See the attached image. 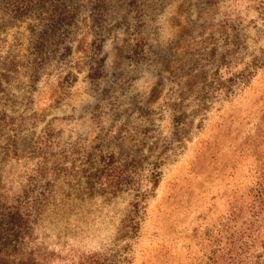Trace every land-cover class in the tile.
Listing matches in <instances>:
<instances>
[{
	"label": "rangeland",
	"instance_id": "rangeland-1",
	"mask_svg": "<svg viewBox=\"0 0 264 264\" xmlns=\"http://www.w3.org/2000/svg\"><path fill=\"white\" fill-rule=\"evenodd\" d=\"M257 158L264 0H0V243L12 257H109L156 166L121 264H209L244 222ZM42 194L17 230L8 211Z\"/></svg>",
	"mask_w": 264,
	"mask_h": 264
},
{
	"label": "trees",
	"instance_id": "trees-1",
	"mask_svg": "<svg viewBox=\"0 0 264 264\" xmlns=\"http://www.w3.org/2000/svg\"><path fill=\"white\" fill-rule=\"evenodd\" d=\"M257 178L251 186L246 187L245 196L247 198L244 205L246 216L244 222H238L233 226H227L224 229V257L212 259L209 264H264V232L260 235V229L264 225V158H257V168H255ZM159 171L156 166L152 167L146 176V181L150 184L148 189L143 192L133 195L132 200L129 202L128 214L126 215V222H122L119 234L115 239L117 243H122L121 248L115 245L109 257L95 256V255H82L75 260H70L65 264H121L123 262L129 263L131 261L130 253L132 251V243L138 235L140 228V209L144 201L146 202L149 194L154 189L158 181ZM119 182V178H115ZM47 199L44 194L40 198H35L30 206L25 207V212L20 214L19 210L14 212L8 211V217L18 221L19 227L10 223L17 230L20 229L22 224H30L32 220L36 219L39 212L37 205L42 204ZM143 206V208H144ZM241 209V208H240ZM241 211V210H240ZM248 219L251 222H247ZM21 221V222H20ZM13 237V236H12ZM5 239L10 242L13 240V246L20 243L17 237ZM15 239V240H14ZM15 241V242H14ZM12 251L9 250L8 245H1L0 243V264H45V261L39 259L34 253L28 251L18 256L12 257ZM12 257V258H11ZM48 261V260H47ZM46 261V262H47ZM47 264H49L47 262Z\"/></svg>",
	"mask_w": 264,
	"mask_h": 264
}]
</instances>
